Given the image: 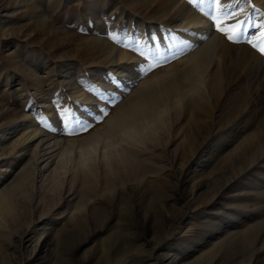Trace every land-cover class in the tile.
<instances>
[{
    "label": "rangeland",
    "instance_id": "374dc122",
    "mask_svg": "<svg viewBox=\"0 0 264 264\" xmlns=\"http://www.w3.org/2000/svg\"><path fill=\"white\" fill-rule=\"evenodd\" d=\"M162 2L0 0V180L15 206L0 264H264V54L248 43L264 0H220L246 10L235 41L207 0ZM201 37L215 61L193 96L182 58ZM171 79L182 99L122 137L120 108Z\"/></svg>",
    "mask_w": 264,
    "mask_h": 264
},
{
    "label": "bare ground",
    "instance_id": "6f19581e",
    "mask_svg": "<svg viewBox=\"0 0 264 264\" xmlns=\"http://www.w3.org/2000/svg\"><path fill=\"white\" fill-rule=\"evenodd\" d=\"M49 1L52 2L53 5H57L58 3H60L63 0H49ZM171 1L172 0H163L162 5H163L164 10H166L168 7H170ZM238 12L240 13V15H245L246 10L240 9ZM206 27H207V24H205L203 27L199 28L198 31L200 33H202ZM200 39L201 40L198 43L189 47V49H190L189 52L187 54H185V56L182 58L186 62V65H187V67L184 70V77L186 79L188 78V80L190 78L194 81L190 85V87L186 90V92L191 93L193 96H194V94L196 95V93H199L202 90L204 91L205 88L207 87V82L205 79L207 76L206 72L208 71L209 66L215 61V52H213V53L211 51L207 52L208 43L207 42L206 43L201 42L203 39L202 37ZM174 69L175 68L171 67L170 71L173 72ZM175 70H177V69H175ZM217 79H218V75L214 74L213 79H211V82L213 85L216 84ZM157 88H158V86H157ZM181 89H182V87H181ZM181 91L182 90H180V82L177 79H171L167 84L159 87L158 89L152 90V91L148 92L147 94L134 99L133 101H131L127 105H124L123 107L120 108V110L118 111V113L115 115V118H114V123H115L116 127H118V130H119L118 132H120L122 137H124L125 139H128L129 142H131L130 140H132V141L137 140V139L140 140V138H142V136L144 134L145 129L148 130L150 128V126L152 125L151 122H155L156 120H158V117L160 115L165 114L164 111L168 107V101H167L166 97L169 98V96L173 95L175 97V100L180 101L182 99L181 98L182 97ZM166 111H168V110H166ZM162 118H164V116ZM146 133H147V131H146ZM118 136L119 135H117V137ZM145 136H147V135H145ZM90 139H92V138H90ZM106 141H108V140H106ZM82 147H84V146H82ZM96 148L97 147L95 145H91L87 148H83L82 150H80L79 156L77 158L80 166L85 165L86 161L89 158H91L93 153L96 151ZM21 149H23V148H21ZM117 153L120 154V152H117ZM117 153H116V155H117ZM65 155L68 156L69 154H66V152L63 151L61 154V156H63L62 159L65 158L64 157ZM112 155H113V152L111 150L110 153L104 154V157L106 156L109 159L112 157ZM36 160H38V159H36ZM95 160H97V159H95ZM68 161H69V159H68ZM79 169L81 170V168H79ZM32 170L34 171V169H32ZM54 171L56 172L55 168H54ZM6 178H7L6 176L5 177L3 176V177H1V180H0V223L6 219L7 215H9L10 213H12V211H14L13 209L15 207L14 203H13L12 195L9 191L10 185L6 184V181H4V179H6ZM26 179H27V176H26ZM33 180L34 179L32 177L31 183H33ZM20 183H21V180L20 181L18 180L16 182V185L20 184ZM33 184H35V183H33ZM25 242L29 246V244L31 243V238L28 237V239ZM17 248L18 247H15L14 249L17 250Z\"/></svg>",
    "mask_w": 264,
    "mask_h": 264
},
{
    "label": "snow or ice",
    "instance_id": "6c2138e0",
    "mask_svg": "<svg viewBox=\"0 0 264 264\" xmlns=\"http://www.w3.org/2000/svg\"><path fill=\"white\" fill-rule=\"evenodd\" d=\"M191 3H196L197 0H190ZM199 4L203 5L206 0H198ZM240 0H234V3H239ZM208 7L211 11L220 10V15H212L211 19L214 22L213 27L215 31H218L222 33L229 41H235L237 37L240 36V34L244 31H246L248 27V21L247 20H241L239 19V12H226L223 11V8H231L234 5H221L220 0H207ZM264 15V14H262ZM252 27H255L259 29L260 34L259 36L255 37V42L253 40H249L248 43L252 45L253 48H256L259 50L261 54H264V23L259 25H252ZM115 39V37H113ZM157 65L151 64L147 66V70H151L153 67H156ZM104 116L107 115L105 112L103 114ZM103 117H101L102 119ZM76 124L80 125L78 131H87L88 128L91 127L90 124H85L83 121L76 120ZM74 134V133H70Z\"/></svg>",
    "mask_w": 264,
    "mask_h": 264
}]
</instances>
